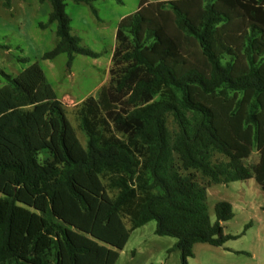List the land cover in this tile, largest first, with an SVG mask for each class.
<instances>
[{"label":"trees","instance_id":"trees-1","mask_svg":"<svg viewBox=\"0 0 264 264\" xmlns=\"http://www.w3.org/2000/svg\"><path fill=\"white\" fill-rule=\"evenodd\" d=\"M67 1L97 0H40L51 11L39 28L56 25L42 59L65 54L70 68L98 54L71 35ZM114 38L108 81L76 127L37 64L0 72V264H115L151 221L186 264L194 244L235 239L229 203L210 221L209 187L264 191V0H141Z\"/></svg>","mask_w":264,"mask_h":264},{"label":"rangeland","instance_id":"rangeland-1","mask_svg":"<svg viewBox=\"0 0 264 264\" xmlns=\"http://www.w3.org/2000/svg\"><path fill=\"white\" fill-rule=\"evenodd\" d=\"M0 0V72L15 77L32 64H37L66 117L76 127L75 111L88 96H95L108 81L110 57L115 45V31L121 18L134 13L141 0H97L92 4L67 1L65 13L70 18V33L80 46L98 54L97 58L75 55L70 68L67 56L42 59L56 45V25L45 29L51 11L49 2L10 0L4 7ZM147 2L172 0H145ZM96 11V13L93 12ZM0 74V87L5 84ZM171 119H168L170 125ZM77 137L84 146L82 132ZM253 152L248 164L257 162ZM227 202L233 217L222 224L223 234L234 236L221 247L197 243L186 264H264V191L253 179L216 184L207 189L206 208L210 221H215V205ZM156 223L148 222L134 230L115 264H183L178 250H170L176 239L154 234Z\"/></svg>","mask_w":264,"mask_h":264}]
</instances>
